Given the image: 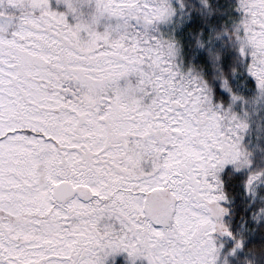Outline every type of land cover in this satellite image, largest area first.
I'll use <instances>...</instances> for the list:
<instances>
[{"label":"snow or ice","instance_id":"obj_1","mask_svg":"<svg viewBox=\"0 0 264 264\" xmlns=\"http://www.w3.org/2000/svg\"><path fill=\"white\" fill-rule=\"evenodd\" d=\"M0 264H264V0H0Z\"/></svg>","mask_w":264,"mask_h":264}]
</instances>
